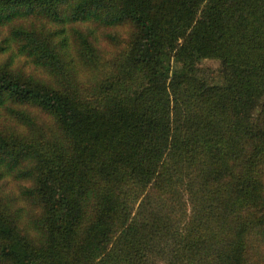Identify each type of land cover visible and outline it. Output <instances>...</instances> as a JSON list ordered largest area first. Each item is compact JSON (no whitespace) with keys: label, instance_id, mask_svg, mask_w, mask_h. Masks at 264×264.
I'll return each mask as SVG.
<instances>
[{"label":"trees","instance_id":"1","mask_svg":"<svg viewBox=\"0 0 264 264\" xmlns=\"http://www.w3.org/2000/svg\"><path fill=\"white\" fill-rule=\"evenodd\" d=\"M0 264H264V0H0Z\"/></svg>","mask_w":264,"mask_h":264},{"label":"rangeland","instance_id":"2","mask_svg":"<svg viewBox=\"0 0 264 264\" xmlns=\"http://www.w3.org/2000/svg\"><path fill=\"white\" fill-rule=\"evenodd\" d=\"M110 49H108L107 51H109ZM207 63H211V64H213V63H215L214 61H207Z\"/></svg>","mask_w":264,"mask_h":264}]
</instances>
